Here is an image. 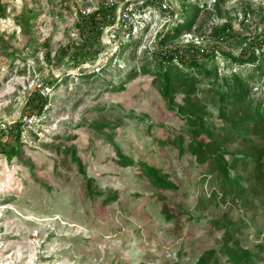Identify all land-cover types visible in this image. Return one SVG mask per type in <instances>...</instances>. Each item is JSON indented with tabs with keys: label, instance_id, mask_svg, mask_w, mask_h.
Wrapping results in <instances>:
<instances>
[{
	"label": "rangeland",
	"instance_id": "rangeland-1",
	"mask_svg": "<svg viewBox=\"0 0 264 264\" xmlns=\"http://www.w3.org/2000/svg\"><path fill=\"white\" fill-rule=\"evenodd\" d=\"M101 1L125 0H4L0 121L36 118L19 141L0 134V264H196L203 253L220 251L226 232L255 255L242 264H264V196L245 185L242 196L234 190L225 197L210 163L188 151L189 132L204 134L170 108L184 105L183 75H194L206 125L225 134L210 91L214 78L180 67L183 78L165 97L152 54L161 33L184 20H194L192 31L172 44H208L225 21L241 37L254 36L264 28V0H167L172 14L150 6L142 30L116 54L107 46L79 66L58 61L61 47L82 43L77 13L93 12ZM23 11L35 17L19 27L15 17ZM214 65L221 77L254 75L253 96L264 98L253 65L220 54ZM37 90L49 99L40 116L26 106ZM230 142L229 150L245 147L238 138ZM145 166L172 187L155 185Z\"/></svg>",
	"mask_w": 264,
	"mask_h": 264
},
{
	"label": "trees",
	"instance_id": "trees-1",
	"mask_svg": "<svg viewBox=\"0 0 264 264\" xmlns=\"http://www.w3.org/2000/svg\"><path fill=\"white\" fill-rule=\"evenodd\" d=\"M162 1L147 0L146 4L160 7ZM7 6L4 0H0V17L6 16ZM115 12L116 4L111 6L102 1L93 12L79 11L75 29L79 32L82 43L77 45L72 42L61 47L55 58L64 61L68 57L75 66L94 61L104 49L101 44L102 30L113 23ZM169 14L172 12L169 11ZM34 17L31 11H23L15 17V20L19 27H25L30 25ZM262 22L264 23V16ZM193 26V19L176 22L171 29L161 33L158 48L152 51L157 63V72L162 79V94L167 97L169 93L175 91V84L183 78L180 67L195 69L198 74L214 78L210 84V91L220 102L218 112L219 118L226 124L223 129L225 134L216 135L215 131L206 125L205 105H198L197 81L194 75H183L187 86L184 90L186 95L184 105L176 108L171 104L170 108L183 115L194 130L197 129L204 134L205 138L198 139L199 135L189 132L191 142L188 151L199 164L210 163L209 172L220 176L225 197L232 196L234 190L238 197L242 196L246 185L252 196L262 198L264 196V98L253 96L249 80L254 79V75L243 78L238 73H231L229 76L221 77L214 63L217 55H224L236 65H253L254 74H259L260 80L264 79V28L254 36L241 37L235 29V24L232 21H225L212 29L211 41L208 44L195 42L172 44L182 35L190 33ZM122 46L126 48L125 45ZM235 47L240 48L239 54L232 51ZM45 60L47 63L52 62L50 51L46 52ZM260 62V65H256ZM53 82L48 81L47 87L52 86ZM193 96L195 100L192 99ZM48 102V97L37 90L30 94L26 106L31 113L40 116L44 113ZM21 132L22 123L18 122L10 134H14L19 141ZM233 138L240 139V143L245 145L243 150L227 149ZM179 148L183 152V147ZM123 160L133 164L124 157ZM145 173L151 177L155 185L172 187L159 176L158 170L145 166ZM231 238V233L226 232L220 251L211 249L203 253L196 264H223L220 256L226 257L230 264L256 260L255 255L241 247L239 241L231 243Z\"/></svg>",
	"mask_w": 264,
	"mask_h": 264
},
{
	"label": "built area",
	"instance_id": "built-area-1",
	"mask_svg": "<svg viewBox=\"0 0 264 264\" xmlns=\"http://www.w3.org/2000/svg\"><path fill=\"white\" fill-rule=\"evenodd\" d=\"M146 2L147 0H125L122 5L118 2L109 3L111 6L116 4V12L113 23L108 24L102 30L101 44L104 48L108 46L116 54L124 43L133 39L142 30L143 25L147 22L145 14L148 12V8L153 6L147 5ZM160 7L166 12L172 10L167 0H163ZM34 118L36 117L26 116L23 120L0 121V134H10L18 122L22 123V129L33 125Z\"/></svg>",
	"mask_w": 264,
	"mask_h": 264
}]
</instances>
